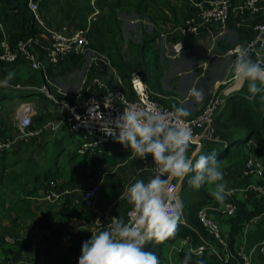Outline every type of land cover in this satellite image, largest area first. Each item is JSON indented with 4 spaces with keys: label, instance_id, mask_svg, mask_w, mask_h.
<instances>
[{
    "label": "crops",
    "instance_id": "0c3cea01",
    "mask_svg": "<svg viewBox=\"0 0 264 264\" xmlns=\"http://www.w3.org/2000/svg\"><path fill=\"white\" fill-rule=\"evenodd\" d=\"M31 1L36 2L38 7L40 2L45 4L44 8H39V14L44 22L45 28L59 30L62 27H65L67 28L66 33L72 34L76 30L87 26L89 18L93 13L90 15L86 12V10H89L92 7L94 11L98 10L99 12V8H97L96 5L102 2L101 10L103 11L110 0ZM117 12L118 19L122 23L121 26H123L121 18L123 16L127 17V15L121 11V9L117 10ZM128 16L138 18L135 13H131ZM25 18H27V16L20 10L0 6V23L3 25L7 39L11 44V41L14 40L13 37H16L18 33L25 31ZM252 19L264 22V7L255 16H250L247 13L240 15L238 14V11L235 10L230 15L225 31H220L216 25H210L207 30L202 31L191 44L185 43L184 50L194 52V55H192L193 58L195 56L193 61L197 60V64H193V68L189 71V74L197 72L199 70V66L201 68L199 75L192 76V81L203 78L205 80V89L210 93L215 89L216 83L230 78L232 59L224 56V51H218L217 54L212 52L211 55L210 52L213 50L215 51V49L220 46H231L235 43L244 44L249 41L253 34V26L250 22ZM237 23H240L238 27H236ZM179 26L180 25H177L175 22H166L161 25V35L178 37L176 29ZM88 27L90 31V26ZM36 28L38 29V33L33 36L36 40L42 41V30L37 26ZM164 40L167 41L166 38ZM202 44H205V47L201 48ZM41 61L44 64H42V66L45 68L44 58L41 57ZM21 63L27 64L22 61L17 64ZM172 64L171 72L175 70L176 72L174 74L177 73V75L183 77V74L180 73V71L183 72L184 69L180 60L174 59ZM46 66L47 68L49 67L48 65ZM56 66L57 65L52 67ZM87 71V75H89V71L92 72L94 70L90 67ZM103 73L104 72H101L100 76H102ZM186 75L189 76L188 74ZM44 78L45 76L42 77V79ZM186 78L189 80L188 77H185V79ZM220 78L223 79L220 81ZM180 82L182 84L185 80ZM195 84L196 82L194 85L193 83H191V85H186V88H184L186 92L184 96H176V94L171 92V97H165L166 99L164 98L165 102L168 105L176 102L178 107L183 106L189 111L190 115L187 118L194 117L197 113H200L205 104L204 95L202 100L199 102H197L194 97L189 95V90L195 87ZM244 84H247V82H244L238 91L242 89ZM184 86L185 85H183V87ZM231 86L232 84L229 87ZM223 87L219 90V96L223 100L224 104L225 99L234 92L225 95L222 91L229 87ZM31 89H27V91L30 92ZM36 91V95H40L44 99L37 89ZM151 91L153 94H158L155 93L153 89ZM30 93H32V95L34 94L33 92ZM33 112L36 115L35 110H33ZM34 114L32 118L33 127H38L39 125L34 124V120L37 119ZM40 115L42 116H40L41 118L39 120L43 122V124L46 122L57 123L59 120L57 110H43ZM63 127L67 128V126H60L59 130L61 128L63 129ZM48 130L50 129H47L46 131ZM68 132L73 134L69 131V129ZM215 137L217 138L215 143H221L223 141L219 136L215 135ZM257 144L264 146V137H259L251 141V149H248V151L244 148L243 151L246 152L249 157H253V155L259 157L256 151L258 150V147H256ZM199 149H195L190 156H193L194 158ZM133 157L136 159L135 164L133 168L128 170L126 168V162L127 160H132ZM233 161L234 160L228 161L225 159L220 162L222 171L224 172V181L227 177H231V174H234L236 178L244 177L243 170L241 172V169L236 165V161ZM106 167L107 169H104L105 171H103V168ZM101 168L102 169H99V172L101 170L103 172L97 173V176L95 177L96 181L93 184L80 190V187L77 186V181L75 179L68 188V194L61 196L55 201L47 200L44 195L40 196L39 192L32 197L16 199L14 194H11V192L10 194H5L3 192L4 190H0V201H4V205H0V262L6 264H78L83 242L90 239L91 235L104 230V224L107 218H110L111 216L124 217L126 210L131 207L126 198L127 187L134 183L136 179H142V177L148 174L151 176L153 165L148 159L141 160L138 156H134L132 153L128 156V158H124L123 160L111 165L105 164ZM171 180L175 182V184H178L179 190L177 199L180 200L181 194H183L181 193V188L184 180L180 181L178 178H172ZM95 184H99L101 186V190L95 198L92 207L86 208L82 203V194ZM204 187L206 193L213 201L210 206L219 210L224 202L220 203L212 196L211 193L215 186L206 184ZM247 190H250L249 186L247 187ZM226 192L227 197L229 194H232L233 191L232 189H226ZM179 224L191 228V225H189L188 221L183 217H181ZM222 230L226 232V226L222 228ZM196 234L199 237L200 245V240L205 239V237L199 231H197ZM7 239H11L13 242L10 243ZM205 240L214 244L217 250L221 252L217 243L213 239L209 240L207 238ZM153 242L154 241H150L147 243L143 250L150 252L148 250L149 244ZM189 246L195 248L191 244L189 237L167 241L162 248L163 264H181L178 259V254L182 251L190 252Z\"/></svg>",
    "mask_w": 264,
    "mask_h": 264
},
{
    "label": "trees",
    "instance_id": "16d2710c",
    "mask_svg": "<svg viewBox=\"0 0 264 264\" xmlns=\"http://www.w3.org/2000/svg\"><path fill=\"white\" fill-rule=\"evenodd\" d=\"M27 1L28 0H0V6L20 10L27 16V18H25V31L18 33L16 37H13L14 40L11 41L13 44L18 40L26 39L38 33L33 16L27 9ZM101 3L96 5V7L99 8V14L90 23L88 38L90 40L91 50L109 60H112V53L118 51L124 42L121 26L122 23L118 19L117 10L121 9L126 15L135 13L140 20L139 23L144 24L143 21L148 22L147 25L140 24L142 27L141 37L140 41L135 44V47H138L139 51L142 53H146V50H150L151 45L160 37L162 24L166 22H175L177 25H181L192 12L189 0H110L103 11L101 10ZM44 6L45 4L40 2L39 8H44ZM86 12L91 15L94 12V9L91 7L89 10H86ZM250 22L252 26H254L261 21L252 19ZM195 38L196 37L194 36H188L181 39L185 46V43L191 44ZM252 38L253 34L249 40ZM178 39L179 37H174L172 42H175ZM127 45L128 49H135L129 39L127 40ZM228 48L229 46H220L219 52H225ZM18 62H0V78L4 79L8 73L6 69ZM84 62L83 56H70L59 62L56 67L49 66L46 73L52 77L54 76L53 70L55 69L61 74H68L73 70L77 71L81 69ZM149 63L153 69L151 72L153 91L158 93L157 95L154 94L153 97L161 104L168 106L171 109H173V106L178 107L176 102L168 105L164 100L165 97H171V92L164 91L160 83L157 49H154L153 57ZM118 67L119 66L117 65V69ZM39 73L40 79H42L43 75L40 71ZM141 76L147 84V78L144 77L143 73H141ZM12 81L19 82L20 80L19 78L14 77ZM246 85L247 84H244L240 91L234 92L226 98L224 104L214 115L213 128L215 130V135L219 136L223 141L221 143L209 141L203 142L199 151L194 156V159L198 158L200 154L207 155L212 151H215L219 163L225 159L228 161L234 160L242 172L243 165L249 157L243 149H251V141L259 137H264V85H259L261 91L254 96L248 92V87ZM2 89L19 90L14 89L13 87L0 86V90ZM30 96H32V93L30 92L18 96H8L5 93H0V103L11 101L13 99L24 101ZM1 137L5 138L4 136H0V138ZM35 140L36 138L25 143L34 144ZM24 145V142H19L11 150L0 153V185L6 187V189L13 188L11 193L14 194L16 199L32 197L39 191L45 193L48 190L46 184L49 181H57L58 178H62L61 172L58 168L47 166V164H41L34 157L29 156L28 158H23L20 154H17ZM79 150L80 149L75 153H72L70 159L75 158L79 154ZM194 150L195 147L191 145L189 148V155H191ZM257 153H259V151H257ZM131 154L132 152L130 148H126L124 145L117 142L115 144L100 146L92 153L89 151L82 153V159L80 160L79 165L83 169H91L95 171L105 164H114ZM9 159H11L10 162L6 163ZM147 159L152 162V165L154 164L150 156ZM18 165L21 167L19 170L17 168ZM193 175L194 173H189V175L185 177L181 188V193L183 194H181L180 198L183 204L181 217L188 221L191 228L179 224L174 237L168 238L162 242L154 241L149 244L148 250L158 257L159 264H163L162 248L167 241L189 237L191 244L194 247H197L199 245V237L196 234L197 231L202 233L205 239H212L203 230L196 214L198 209L210 206L213 201L206 193L205 185L196 189L189 183ZM149 176L150 174L140 177L147 181ZM232 179L230 186L233 192L226 201H231L236 205L235 213L232 216L227 217L221 214L220 211L213 210L209 212L210 216L219 225L221 237L226 241L230 249H233L236 244H239L241 235L248 224L256 221L255 228L257 229L264 225V196L257 195L254 192L247 190V187L251 184H264V179H255L251 176H244L242 178L234 177ZM67 180V183L60 185V190L65 189V186L71 185L74 181L72 175H70ZM17 190H19L20 193H17ZM125 214L123 217L124 219ZM225 226L227 228L226 232L222 230ZM188 253L190 252L182 251L178 254L180 263ZM191 256L192 258L189 261V264H201V262L202 264H224L210 250H206L200 256L191 253Z\"/></svg>",
    "mask_w": 264,
    "mask_h": 264
},
{
    "label": "built area",
    "instance_id": "2783aa9c",
    "mask_svg": "<svg viewBox=\"0 0 264 264\" xmlns=\"http://www.w3.org/2000/svg\"><path fill=\"white\" fill-rule=\"evenodd\" d=\"M189 3L192 7V12L185 22L176 29L179 39L171 44L173 57L179 56L184 51V42L181 38L188 36L198 37L210 25H216L220 31H225L230 15L235 10L240 15L247 13L250 16H255L264 7V0H189ZM28 9L33 15L36 26L42 30L43 40H36L33 36L11 44L7 39L3 25L0 23V62H25L31 70L41 71L46 80V65L55 66L70 56H84L93 51L90 48L88 26H90V20L98 15V10H95L90 16L85 28L78 29L72 34H67V28L65 27L59 30L45 28L36 2L28 1ZM239 25L240 23H237L236 27ZM160 38L165 39V35H160ZM237 44L239 43L229 46L224 52V56L230 57L232 62L235 57L230 54V50L234 49ZM244 44L249 48L254 60H264V22H258L253 26V38ZM96 54L94 55L96 56ZM41 57L45 60V68L42 66ZM106 59L101 55L93 57L92 65H89V67L93 68L94 71H89L87 78L80 82V86L75 91L58 89L53 92L46 85L37 89L46 100L56 107L59 120L57 123L46 122L38 127H33L34 107L27 104L29 109L22 111L20 114L15 136L0 138V153L11 150L19 142H27L40 137L47 129L56 130L60 126H67L71 133L78 134L83 139L79 153L82 154L86 151L92 153L100 146L117 143L113 137L106 136V131L101 129V123L109 121L118 113H122L123 108H127L130 105H138L149 108L158 106L165 110H173L153 97L154 94L137 70L129 74L126 88L123 87L118 79L113 84L109 78H107V81L101 79L98 68H105L106 64L104 61ZM228 84H232V86L222 91L225 95L238 91L242 86L232 75L229 79L216 83L215 89L210 94L200 113L192 118H186V123L193 131V143L191 145L196 150L205 141H217L213 128V118L223 104V100L219 96V90ZM11 87L21 89L18 85ZM101 115L102 120L99 121ZM155 172L156 165L153 164L151 176ZM243 175L246 177L251 176L255 179H264V167L255 164L253 159L249 157L243 165ZM47 187L45 198L49 201L58 200L69 192L67 189H57V181H49ZM249 189L257 195L264 196V184L254 183L249 185ZM100 190L101 186L95 184L83 192L82 203L86 208L92 207ZM178 190V184L170 180L168 195L177 199ZM130 210L131 208L126 211L125 220L128 219ZM213 210L220 211L221 214L228 217L235 213L236 206L232 202H225L219 210L207 206L198 209L196 214L203 230L217 243L221 252L217 250L214 244L201 239V244L197 247L192 248L189 246L190 253L200 256L206 250H210L224 264H253L252 254L256 253L260 264H264V241L257 243L249 251L245 252L244 240L241 237L242 240L239 242L241 250L230 249L226 241L221 237L219 225L209 214ZM111 218L113 216L106 219L104 230L109 228ZM7 241L13 242L11 239H7ZM0 264L6 263L0 262Z\"/></svg>",
    "mask_w": 264,
    "mask_h": 264
},
{
    "label": "clouds",
    "instance_id": "9594fccd",
    "mask_svg": "<svg viewBox=\"0 0 264 264\" xmlns=\"http://www.w3.org/2000/svg\"><path fill=\"white\" fill-rule=\"evenodd\" d=\"M230 54L235 57L230 75L241 84L247 82L248 92L253 96L259 93V85H264V60H254L245 44H237ZM14 76V72L7 73L0 86L11 87ZM189 95L197 102L203 98L202 91L195 87L189 90ZM189 115L183 106H173L169 111L158 106L130 105L101 123L106 136L130 148L141 160L150 156L156 172L147 181L136 179L127 187L126 198L131 205L128 219L111 218L107 230L83 242L78 264H159L153 252L143 249L150 241L162 242L176 235L183 204L168 195L172 178L183 181L194 173L189 181L194 188L214 185L212 196L224 202L226 182L217 153L200 154L195 159L189 155L193 143V131L186 123ZM191 258V253L186 254L181 264H189Z\"/></svg>",
    "mask_w": 264,
    "mask_h": 264
},
{
    "label": "rangeland",
    "instance_id": "374dc122",
    "mask_svg": "<svg viewBox=\"0 0 264 264\" xmlns=\"http://www.w3.org/2000/svg\"><path fill=\"white\" fill-rule=\"evenodd\" d=\"M96 17V16H95ZM94 17V19H95ZM90 20V23L92 20ZM123 22L122 26V35L124 38V42L122 44V47L118 50L112 53V60H109L108 58L104 61L105 62V69L99 67V75L101 72H104L101 77V79L106 80L107 78L110 79V82L116 83L117 79L120 80L123 87H127V81H128V75L131 71H139L143 73L144 77L147 78V84L150 88V90L153 89V83H152V67L150 65V60L153 57L154 49L158 50V65L160 69V83L164 90L170 91L176 96H184L186 93L184 88H186V85L196 82L195 88L198 90L202 89V93L204 95V102H206L212 93V91L209 93V91H206L205 86V80L203 78L192 81V76L199 75L201 72L200 66L198 67V71L194 74H189V71L193 68V64H197V60H194L192 55H194V52L183 51L179 56L173 57L172 52V46L173 43L172 40H174V37L171 36H165L167 41L164 40V38H158L157 41L154 42V44L151 45L150 50H146V53H142L139 51V48L135 47V44L140 41L141 37V26L139 23V19L137 17L128 16L121 18ZM144 24H148V22L143 21ZM142 24V25H144ZM182 25V24H181ZM149 31V30H148ZM131 42L132 46H134L135 49H128L127 40ZM218 44V42L216 41ZM208 45V44H207ZM206 45V46H207ZM205 47V44L201 45V48ZM218 49V50H217ZM219 51V48H216L215 51H211L217 54ZM95 51H91V53H88L84 55V61L85 64L82 66L81 69L77 71H72L68 73L67 75L61 74L60 72L53 70L54 76L50 77L47 75V79H40V76L38 72L31 70V68L24 63L21 64H15L13 66H10L7 70V72H14L15 76L19 78V82L11 81V86L18 85L21 89L19 90H13V89H2L0 90V93H5L8 96H18V95H25L29 92L27 89H31L30 92H33L34 94L30 96L28 99L19 100V99H13L11 101H5L0 103V136L6 137H13L16 134L17 131V123L18 118L23 110H21V107L26 106L27 104L34 107V110L36 112V115L34 114L35 119L34 124L35 125H41L43 122H41L39 119L41 118L40 113L44 110H57L56 107L48 100L43 99L40 95H36L37 91L36 89H40L43 85H46L51 89L53 92L57 91L58 89L62 91H75L80 86V82L87 78V70L90 69L89 65H92L93 57H99L100 55L96 54ZM180 60V63L183 66V72L180 71V73L183 74V77H180L179 75L174 74L176 71H172V61ZM117 65L119 66L117 69ZM176 69V68H175ZM163 70V71H162ZM188 74L189 76H187ZM163 75V77H162ZM127 77V78H126ZM185 77H188L189 80ZM223 78H220V81ZM3 78H0V81H3ZM185 80L184 83L181 84L180 81ZM192 81V82H191ZM183 85H185L183 87ZM231 84H228L224 86L223 88L229 87ZM212 87V86H211ZM178 90V91H177ZM166 99V98H165ZM37 110V111H36ZM197 113L196 115H198ZM195 115V116H196ZM53 120V119H52ZM2 138V137H1ZM27 143V142H26ZM24 142V146L20 151L17 152V154H20L23 158L34 157L36 158L41 164H47V166L58 168V170L61 172L62 178L57 179L58 187L60 188V185L63 183H67V179L72 175L73 180L76 179L77 186L81 189H84L85 187L93 184L96 181L97 173H101L105 171L103 168V171L101 170L99 172V169L97 170H91V169H83L79 165L80 160L82 159V154L79 153L75 158L70 159L72 156V153H75L78 149L81 148V145L83 143V139L78 134H70L68 132V129L66 127H63L59 130H48L41 134L40 137L36 138L34 144H26ZM256 147H258L257 151L259 153L257 154L259 157L253 155V161L255 164H259L260 166L264 167V146L257 144ZM31 154V155H30ZM136 156L135 154H133ZM128 158V155L126 156ZM135 157L132 158V160H127L126 162V168L129 170L133 168L135 164ZM11 159L7 160L6 163L10 162ZM56 161V162H54ZM104 166V165H103ZM102 167V166H101ZM18 170L21 168L19 165L17 166ZM102 169V168H100ZM72 172V174H71ZM234 174H231V177H227L225 180L226 182V189H231V183H232V177ZM236 178V177H235ZM69 184V183H68ZM67 184V185H68ZM47 186V184H46ZM70 185L65 186V189L69 191ZM0 190L3 191L5 194H10L11 189H6V187L0 185ZM19 190H17V193ZM39 195L45 196V193L42 191H39ZM12 194V193H11ZM229 194V193H228ZM231 196L229 194L225 198V202H231L226 201L228 197ZM233 203V202H232ZM234 204V203H233ZM0 205H4V201H0ZM235 205V204H234ZM236 206V205H235ZM256 221L251 222L248 224L241 237L244 240V251H249L254 245L257 243L264 241V225L261 226V228L257 229L255 228ZM242 240V239H241ZM240 240V241H241ZM239 241V242H240ZM240 243L235 247H233L234 250L238 251L241 250ZM253 264H260L258 255L256 253L252 254Z\"/></svg>",
    "mask_w": 264,
    "mask_h": 264
},
{
    "label": "bare ground",
    "instance_id": "6f19581e",
    "mask_svg": "<svg viewBox=\"0 0 264 264\" xmlns=\"http://www.w3.org/2000/svg\"><path fill=\"white\" fill-rule=\"evenodd\" d=\"M21 109H22L23 112H24L26 109H29V106L26 105V106L22 107Z\"/></svg>",
    "mask_w": 264,
    "mask_h": 264
}]
</instances>
